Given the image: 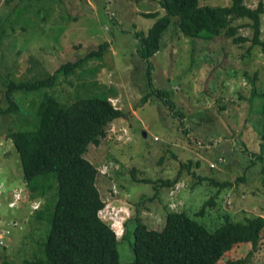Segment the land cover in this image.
<instances>
[{
	"label": "rangeland",
	"instance_id": "1",
	"mask_svg": "<svg viewBox=\"0 0 264 264\" xmlns=\"http://www.w3.org/2000/svg\"><path fill=\"white\" fill-rule=\"evenodd\" d=\"M244 1L251 8L258 2ZM156 10L163 12L158 0H0L2 108L9 106L8 82L46 77L64 62L108 43L73 72H59L54 85L15 90L20 111L1 115L0 183L7 191L0 197V232L10 228L11 237L0 249V264L5 259L25 264L44 256L57 190L55 171L47 177L39 175L32 188L9 136L36 127L44 95H52L62 106L77 98L105 97L125 114L107 127L99 145L91 144L84 152L98 168L97 185L104 205L120 214L129 213L121 229L122 234L130 231L117 237L121 262L133 259L135 215L155 230L162 229L167 209L184 210L210 228L219 226L225 216L234 221L264 216V51L252 44L251 20H232V26H238L234 36L247 38L234 42L225 31L211 40L186 37L178 30L176 17H171L161 49L150 58L153 87L166 90L173 104L170 111L153 94L148 102L140 103L153 89L145 63L135 52L134 32H146L154 19L142 13ZM260 21L259 39L264 41V12ZM175 111L183 118L173 116ZM219 156L226 160L218 161ZM212 161L217 166L212 167ZM177 172L173 184L161 182ZM20 186V207L10 208L6 194L10 196ZM35 202H39L37 210ZM250 250V243L236 244L217 264L239 259H244L240 264H264V233L257 250L247 255Z\"/></svg>",
	"mask_w": 264,
	"mask_h": 264
},
{
	"label": "trees",
	"instance_id": "2",
	"mask_svg": "<svg viewBox=\"0 0 264 264\" xmlns=\"http://www.w3.org/2000/svg\"><path fill=\"white\" fill-rule=\"evenodd\" d=\"M158 3L163 12L142 13L154 21L146 32H134L138 42L135 52L145 63L149 85L153 89L140 98L141 104L148 102L153 94L172 111L173 104L166 96V90L153 87L150 79L153 68L150 58L161 49V37L171 17H176V26L186 37L211 40L225 31L234 42H244L247 38L234 36L238 26H232V20L248 18L254 32L252 44L264 51V41L259 39L264 0H258L254 8L244 0H232L229 5L200 3L199 0H158ZM107 46L104 42L98 50L83 54L72 62H64L46 77L8 82L5 94L9 106L2 108L0 105V120L1 115L20 111L13 95L15 90L36 91L50 87L55 84L59 72H73ZM262 98L261 139L264 141V91ZM172 115L183 118L177 111ZM124 116L105 97L77 98L62 106L52 95H44L37 108L36 127L10 133L27 183L33 188L38 176L44 174L47 177L50 171H55L57 181L55 203L43 244L44 256L26 260L25 264H217L239 243H250L251 250L247 255H252L264 233V216H247L235 221L225 216L219 226L210 228L184 210L167 209L161 230L148 228L137 215L132 217L133 259L130 262L119 260L117 236L109 220L104 221L99 216L104 202L97 185L98 168L84 152L91 144L99 145L106 136L107 127ZM219 157L223 159L219 160ZM219 157L218 161L226 160L224 156ZM262 169L264 172V167ZM178 176L177 172L172 179L165 178L161 182L171 185ZM262 182L264 184V176ZM204 208L197 214H202ZM129 231L123 232L121 237ZM243 262L244 259H239L231 263ZM2 264L13 263L5 259Z\"/></svg>",
	"mask_w": 264,
	"mask_h": 264
},
{
	"label": "built area",
	"instance_id": "3",
	"mask_svg": "<svg viewBox=\"0 0 264 264\" xmlns=\"http://www.w3.org/2000/svg\"><path fill=\"white\" fill-rule=\"evenodd\" d=\"M222 159H223L222 157H219V160H222ZM210 165L212 167H215L217 166V163L215 161H212ZM2 185L3 183H0V197L4 193V189L2 188ZM20 189L21 188H14L12 192H10V197L6 198L8 201V206L10 208H18L20 206V203L22 201V193ZM37 206L38 204H36L34 208H37ZM114 208L115 207H113V210H111L113 213V217L111 219L110 226L117 236H121L122 234L121 226L123 224V221L129 216V213L120 214L121 211L114 209ZM108 210H109V207L108 205L105 204L102 207V209L99 211V216L104 221L108 220ZM10 237H11V229L5 228L4 231L2 230L0 232V248L7 246L8 240L10 239Z\"/></svg>",
	"mask_w": 264,
	"mask_h": 264
},
{
	"label": "clouds",
	"instance_id": "4",
	"mask_svg": "<svg viewBox=\"0 0 264 264\" xmlns=\"http://www.w3.org/2000/svg\"><path fill=\"white\" fill-rule=\"evenodd\" d=\"M18 188H21V189H22L23 186H20V187H18ZM4 189H5V192H6L7 190H6V187H5V186H4ZM13 189H14V188H13ZM11 192H12V191H11ZM7 197H10V196H8V194H6V198H7ZM6 200H7V199H6ZM36 204H38V206H37V208H34V206H35ZM19 207H20V206H19ZM19 207H18V208H19ZM38 207H39V202H37V203L35 202V203L33 204V208H34L35 210H37ZM108 211H109V213H108V220H109L110 223H111V219H112V217H113V213H112L111 210H108ZM126 219H127V218H126ZM126 219H125V220H126ZM125 220H124V221H125ZM124 221H123V222H124ZM4 229H5V228H4ZM9 229H10V228H9ZM2 230H3V229H2ZM121 235H122V234H121ZM116 236H117V235H116ZM9 240H10V239H9ZM9 240H8V241H9ZM7 245H8V244H7ZM5 247H6V246H5ZM3 248H4V247H3ZM0 249H2V248H0Z\"/></svg>",
	"mask_w": 264,
	"mask_h": 264
},
{
	"label": "crops",
	"instance_id": "5",
	"mask_svg": "<svg viewBox=\"0 0 264 264\" xmlns=\"http://www.w3.org/2000/svg\"><path fill=\"white\" fill-rule=\"evenodd\" d=\"M1 183H3V182H1ZM117 237H119V236H117Z\"/></svg>",
	"mask_w": 264,
	"mask_h": 264
}]
</instances>
